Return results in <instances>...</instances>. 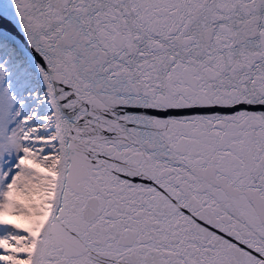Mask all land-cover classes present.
<instances>
[{"label": "snow or ice", "instance_id": "1", "mask_svg": "<svg viewBox=\"0 0 264 264\" xmlns=\"http://www.w3.org/2000/svg\"><path fill=\"white\" fill-rule=\"evenodd\" d=\"M0 264H264V0H0Z\"/></svg>", "mask_w": 264, "mask_h": 264}]
</instances>
